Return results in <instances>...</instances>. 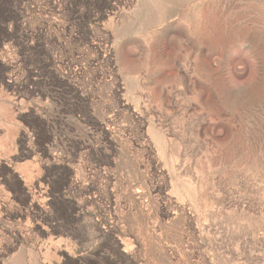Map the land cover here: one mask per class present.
Masks as SVG:
<instances>
[{
	"label": "rangeland",
	"instance_id": "obj_1",
	"mask_svg": "<svg viewBox=\"0 0 264 264\" xmlns=\"http://www.w3.org/2000/svg\"><path fill=\"white\" fill-rule=\"evenodd\" d=\"M0 264H264V0H0Z\"/></svg>",
	"mask_w": 264,
	"mask_h": 264
}]
</instances>
